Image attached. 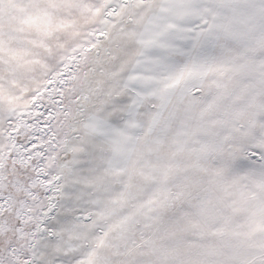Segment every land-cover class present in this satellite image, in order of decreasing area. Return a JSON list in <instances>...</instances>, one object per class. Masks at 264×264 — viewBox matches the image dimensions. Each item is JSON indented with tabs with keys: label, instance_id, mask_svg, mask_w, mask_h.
Masks as SVG:
<instances>
[{
	"label": "snow or ice",
	"instance_id": "6c2138e0",
	"mask_svg": "<svg viewBox=\"0 0 264 264\" xmlns=\"http://www.w3.org/2000/svg\"><path fill=\"white\" fill-rule=\"evenodd\" d=\"M0 264H264V0H0Z\"/></svg>",
	"mask_w": 264,
	"mask_h": 264
}]
</instances>
